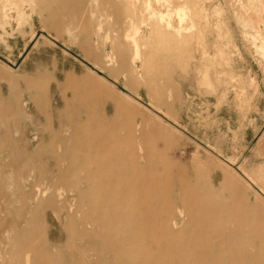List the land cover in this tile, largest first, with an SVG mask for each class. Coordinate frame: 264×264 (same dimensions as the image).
Listing matches in <instances>:
<instances>
[{
	"label": "rangeland",
	"instance_id": "1",
	"mask_svg": "<svg viewBox=\"0 0 264 264\" xmlns=\"http://www.w3.org/2000/svg\"><path fill=\"white\" fill-rule=\"evenodd\" d=\"M160 26L166 35L152 33ZM124 31L146 54L144 69L155 68L161 100L147 94L144 84L138 86L144 76L140 62L132 64L131 42L129 69H120L111 46L122 40ZM90 54L98 65L86 59ZM0 73L15 81L0 79V196L12 192L7 211L0 200L5 227L18 217L20 223L13 229L24 228L25 193L33 181L50 177L41 151L67 153L60 166L68 168L75 156L68 161L70 152L64 147H85L86 129L91 127L87 119L97 121L103 115L99 96L109 90L121 95L131 91L129 100L146 119L135 125L137 132L145 131L136 142H152L165 160L157 167L155 181L169 208H159V222L170 218L177 221L174 228L196 231L197 220H205L210 212L194 203V195L206 202L226 201V190L210 199L203 196L205 188H220L223 169L234 175L231 183L248 200L251 212L264 217V0H0ZM93 79L101 84L94 81L93 89L79 85L80 80ZM79 99L83 103L78 104ZM105 117L112 120L113 113ZM153 125L161 129L157 134L150 132ZM201 163L208 169H201ZM63 180L60 191L68 201L60 199L59 210H45L37 222L44 227L45 241L4 239L0 264L25 262L28 245H56L63 253L78 245L67 241L65 209L71 205L70 214L75 212L70 191L75 178ZM94 258L64 261L91 264Z\"/></svg>",
	"mask_w": 264,
	"mask_h": 264
},
{
	"label": "bare ground",
	"instance_id": "2",
	"mask_svg": "<svg viewBox=\"0 0 264 264\" xmlns=\"http://www.w3.org/2000/svg\"><path fill=\"white\" fill-rule=\"evenodd\" d=\"M163 18L164 16H160V20ZM165 27L170 29L169 24ZM152 33L157 36L165 34L161 26L153 28ZM129 42L133 46L132 64L139 61L144 76V81L138 82V86L144 84L147 94L155 95L156 102L161 100L162 85L154 81L155 68L153 71L151 70L153 66L144 69V65L148 62L146 54L140 52L139 44L133 42L125 31L122 33V40L111 46L120 69L124 71L129 69L127 62ZM85 56L94 65H98L95 56ZM0 79L6 80L7 83L15 82L2 73ZM94 81L101 84L98 79H93V83H82L80 80L79 85L93 89ZM135 83L137 84L135 81L132 82ZM122 94L125 97L115 90L100 94V99L104 101L103 115L97 121L93 118L87 119L91 127L86 129L89 140L85 147L82 149L80 145L72 148L64 147V151L70 152L68 161L75 156L72 159L73 163L68 162L70 163L68 168L60 166L61 161H66L67 153L54 155V149L41 151L43 157L47 159L50 177L33 181L28 193H25L26 202L23 209L26 210V215L21 218L25 224L24 228L13 229L20 223L18 217L11 218L9 220L11 226L5 227L2 224L5 217L0 216V242L4 239L18 242L30 238L32 242L36 239L45 241L44 227L37 222L39 218L42 219L45 210L56 213L59 210L57 202L61 201L60 199L64 202L68 201L67 196H64L63 191L61 193L60 190L64 177L73 176L75 181L71 184L73 189L70 191L72 196H75L74 201L72 200L75 212L70 214L71 205L69 208L68 205L65 207L66 218L69 219L66 229L67 241L78 242V245L66 247L68 251L65 253L59 251L56 245L44 247V243L43 247L38 249L28 245L25 262L22 264H69L64 258H84L86 255L95 257L91 264H264V217L251 212L252 208L248 200L242 199L236 184L231 183L234 175L227 169L221 171L222 180L218 190L211 187L203 189V196L209 199L215 193L228 191L226 201L206 202L194 195V203L201 207L203 205L210 212L205 215V220L202 219L204 216L197 220L196 231L187 226L176 229L173 225H177V221H171L170 218L159 222V208H164V205L167 210L169 208V202L163 199V190L157 188L155 181L157 167L165 160L155 147L151 146L152 142L144 146L136 142L144 129L142 132H137L139 126L135 128V125L138 121L144 124L145 115L129 100L131 91ZM77 102L81 104L83 100L79 99ZM109 112L113 113L112 120L105 117ZM153 126L150 132L157 134L161 129L159 126ZM62 134L65 136L64 133ZM118 134L123 137H117ZM78 154H81L80 158ZM199 166L201 169H208L207 164L201 163ZM215 167L220 170L223 168L219 163ZM25 188L27 189V186ZM254 190L259 195H264L261 189V194L258 190ZM11 193L4 192L0 196L3 211H7L8 209H5L8 206L11 208V202H7L8 197L9 200L12 198ZM183 207L187 208L186 203ZM15 210L11 211L15 212ZM227 222H233L234 226L228 227ZM2 253L4 251L0 252ZM166 256L170 258L164 262L162 258ZM39 257H44V260L40 261Z\"/></svg>",
	"mask_w": 264,
	"mask_h": 264
}]
</instances>
